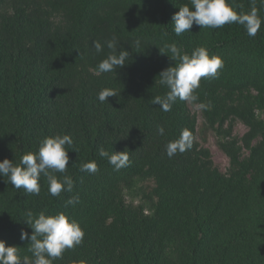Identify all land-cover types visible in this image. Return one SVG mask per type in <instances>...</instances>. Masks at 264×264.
Instances as JSON below:
<instances>
[{
    "label": "trees",
    "instance_id": "1",
    "mask_svg": "<svg viewBox=\"0 0 264 264\" xmlns=\"http://www.w3.org/2000/svg\"><path fill=\"white\" fill-rule=\"evenodd\" d=\"M234 3L245 12L253 6ZM185 4L190 0H0V162L19 164L44 138L69 135L68 168L54 174L74 181L71 192L54 197L43 175L38 195L0 177L6 247L31 257L30 240L20 238L22 231L32 234L27 212H64L85 236L53 264H264V23L255 37L235 23L194 24L178 36L172 17ZM255 6L264 18V0ZM113 35L129 58L123 68L97 75ZM173 42L185 53L204 46L223 59L218 78L201 79L196 103L208 105L201 114L220 138L226 174L197 142L188 102L177 100L171 111L152 103L168 91L159 74L178 63L159 51ZM104 88L116 96L102 103ZM232 121L246 128L240 139L225 128ZM185 128L192 147L169 158L166 146ZM101 147L128 150L129 165L115 171L99 156ZM90 161L98 172H81ZM77 194L79 203L66 208Z\"/></svg>",
    "mask_w": 264,
    "mask_h": 264
},
{
    "label": "clouds",
    "instance_id": "2",
    "mask_svg": "<svg viewBox=\"0 0 264 264\" xmlns=\"http://www.w3.org/2000/svg\"><path fill=\"white\" fill-rule=\"evenodd\" d=\"M253 6L245 12L239 5L229 0H190V5L179 7V11L172 17L174 32L181 35L190 31L193 25L201 28H221L233 23L242 26L247 35L255 37L260 30L264 18L259 15V10L252 0ZM106 46L110 51L105 59L97 66L96 74L114 72L123 68L129 58L126 50L117 51L118 40L115 35L107 40ZM139 41H136L137 47ZM97 54L103 52V46L99 41L93 42ZM166 51L159 50L162 55H167L172 61H178L159 74V82L168 91L165 96H156L152 103L159 105L163 111H171L177 100L193 103L200 110H206L208 105L200 102L196 90L200 87L202 78H218L220 70L224 67L223 59L218 55H210L204 46L196 47L191 54L182 51L176 42L166 44ZM170 54V56L168 55ZM116 96L114 89L104 88L98 93V100L105 102L109 97ZM157 132L164 135V128L158 126ZM73 144L69 135H56L46 137L40 142L38 152H29L21 157L19 164L4 159L0 162V177H7L8 182L19 190L23 188L29 194L40 193L41 175L47 178L48 191L51 196L58 197L64 191L71 192L74 181L69 175L57 177L54 173H66L69 164L67 146ZM192 147V133L187 128L181 131L180 137L171 141L166 146V154L172 158L177 153H183ZM99 156L106 158L115 171L127 167L130 163L129 151L109 152L103 147L99 149ZM95 161L84 163L80 167L81 172L95 174L98 172ZM79 203V195L69 198L65 207ZM25 222L32 229L29 237L27 232H21V240H30L29 251L32 256L21 257L19 248L7 246L0 240V264H53L55 259L62 258L63 253L82 244L85 233L80 224L71 216L60 212L55 215H46L41 211L38 215L27 212ZM79 264H87L80 261Z\"/></svg>",
    "mask_w": 264,
    "mask_h": 264
},
{
    "label": "rangeland",
    "instance_id": "3",
    "mask_svg": "<svg viewBox=\"0 0 264 264\" xmlns=\"http://www.w3.org/2000/svg\"><path fill=\"white\" fill-rule=\"evenodd\" d=\"M190 113L196 118V130H197V142L204 148L210 151L213 165L222 174H226L229 169L228 158L219 149L218 142L220 138L215 134L214 131L209 130L204 122L201 114V110L196 108L193 104H188ZM226 129H231V137L240 139L245 133L246 128L239 121H232L225 125ZM246 154V152H245ZM152 184L150 182L145 184V187L149 188ZM134 204H137L140 200V196H134ZM130 200L128 199V202Z\"/></svg>",
    "mask_w": 264,
    "mask_h": 264
}]
</instances>
